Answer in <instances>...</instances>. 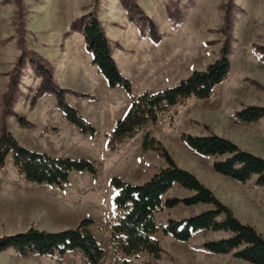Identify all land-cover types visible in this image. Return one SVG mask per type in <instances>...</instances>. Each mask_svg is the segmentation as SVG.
<instances>
[{"label":"trees","instance_id":"1","mask_svg":"<svg viewBox=\"0 0 264 264\" xmlns=\"http://www.w3.org/2000/svg\"><path fill=\"white\" fill-rule=\"evenodd\" d=\"M15 1L18 9L14 24L21 53L9 73L10 80L3 94L0 169L5 166L7 156L13 152L19 173L30 182L63 186L69 182L71 172L74 170L89 171L96 176L98 169L90 159L54 156L31 149L21 144L8 129L5 121L7 115L15 116L24 127L34 125L25 114H20L14 109L21 74L28 62L41 77L30 107H34L46 93H55L57 105L62 109L69 123L79 127L83 133L94 135L96 132L95 126L66 99L67 93L79 96H88V94L60 86L54 77L53 63L28 46L27 5L25 0ZM120 1L127 10L129 20L135 22L141 29L148 26L150 38L155 43H160L162 35L157 24L145 15L137 0ZM233 7L234 1L228 0L225 5L223 27L226 37L217 59L209 63L205 69L193 70L174 85L155 92L145 91L140 95H133L131 79L120 71L96 10L84 13L72 21L70 29L83 33L87 48L93 55V64L99 67L100 72L107 78L109 86L121 85L133 96V103L126 115L117 120L106 133L108 148L115 149L119 142L135 136L148 123H156L161 114L171 106L192 96L198 98L211 96L214 88L226 79L232 66L230 53L233 39L231 35ZM254 46L264 57V45ZM236 114L243 121H257L264 117V106H246L239 109ZM181 137L197 152L217 157L213 163L217 172L242 182L255 177L258 184L264 185L263 156L243 149L230 138L217 133L198 135L183 132ZM142 147L143 150L159 151L166 159L167 165L143 183L134 184L120 176H114L110 180V184L117 190L114 203L118 211L112 225L111 241L115 254L123 256L122 259L116 258L117 264H133L129 259L132 256L148 255L151 258H160L163 252L158 237L160 230L165 235L171 234L177 240L188 241L201 229L226 233L221 238L203 241L204 249L216 254L231 253L235 258L253 264H264V236L253 225L242 222L232 208L219 199L194 172L178 165L169 150L156 137L146 133ZM174 183L191 190L192 193L184 197H164ZM198 203H209L213 207L183 218H169L163 225L158 223L157 214L165 208ZM94 222L93 218L86 217L77 226L61 230L52 231L32 225L24 231L3 234L0 236V252L14 248L20 255L33 253L64 255L74 249H81L90 264H102L106 251L90 228Z\"/></svg>","mask_w":264,"mask_h":264},{"label":"rangeland","instance_id":"2","mask_svg":"<svg viewBox=\"0 0 264 264\" xmlns=\"http://www.w3.org/2000/svg\"><path fill=\"white\" fill-rule=\"evenodd\" d=\"M101 1L94 0V6L90 11L95 9L97 12ZM163 1L169 19L168 26H163L160 4L157 0H137L145 15L157 24L162 39L171 42L170 46L176 47L173 60L180 62V57L183 56L184 61L187 52L190 74L195 69H205L209 63L218 58L225 40L223 27L225 5L228 0ZM233 1L231 22L233 39L230 53L232 66L226 79L214 88L210 97L187 98L164 111L156 123L147 126L150 130L148 133L164 144L180 166L194 171L198 178L226 204L236 195L238 189L249 191L253 188L256 190L250 192L251 196H264V188L255 186V178L249 180L247 184H237L231 177L218 173L213 167L217 157L203 158L191 152L181 134L183 132L217 133L230 138L243 149L264 156V117L257 121H243L236 114L239 109L246 106H264V57L254 46L264 45V0ZM25 3L28 16L31 9L28 0H25ZM17 9L15 0H0V125L3 94L8 87L9 73L21 53L14 24ZM145 28L149 29L148 26ZM28 34L29 31L26 40L31 47ZM29 74L34 77L32 82ZM38 77L35 69L27 62L21 74L15 103L20 91H30ZM157 153L161 155L159 151ZM11 161L10 167H15L14 160ZM157 168L159 170L160 166ZM7 169L9 170V166ZM107 175V172L100 171L96 179L92 175L90 178L83 174H75L71 177V182L69 180V184L67 182L56 190L29 186L12 190L9 194L0 193V207H33L36 209L34 222L51 229L75 227L83 218L91 217L95 222L90 228L106 251L102 264H117L116 258L122 259L123 256L115 254L111 230L118 211L114 203L115 191L110 188L112 186L107 181ZM208 207L212 205L176 206L173 210L165 208L157 214V220L163 225L169 218H183L206 210ZM239 208L242 210L240 214L243 219L251 221V225L258 231L264 232V207ZM32 225L35 226L34 223ZM225 235L223 231L204 229L195 232L190 240L180 241L171 234L165 235L160 230L158 237L163 248L160 258L140 255L129 259L133 264H252L235 258L231 253L216 254L202 247L203 241ZM66 254L6 255L2 264H90L83 252Z\"/></svg>","mask_w":264,"mask_h":264},{"label":"crops","instance_id":"3","mask_svg":"<svg viewBox=\"0 0 264 264\" xmlns=\"http://www.w3.org/2000/svg\"><path fill=\"white\" fill-rule=\"evenodd\" d=\"M33 1L36 2L33 3ZM157 1L160 4L163 26H168L169 19L164 10V1ZM28 2L31 9L27 16L29 45L53 63L54 77L60 86L88 94V96H79L67 93L66 99L95 126L96 132L94 135L83 133L79 127L69 123L64 112L57 105L55 93H46L31 108V99L40 84V76L30 91H20V96L17 97L14 105L15 111L25 114L34 125L24 127L20 125L15 116L9 115L7 116L8 129L14 133L21 144L31 149L47 152L54 156L88 158L96 165L98 172L95 177L89 171L74 170L71 172L70 182L71 177L75 174H83L97 179L100 171L108 173L107 181L109 183L114 176H121L134 184L145 182L157 172V166L161 168L167 165L166 159L158 155V151L149 149L143 152L142 150L143 137L150 131L147 126L151 123L145 125L135 137L125 138L115 150L107 148L106 133L117 120L126 115L133 103V96L121 85L109 86L107 78L100 72L99 67L93 64V55L87 48L83 33L70 29L74 19L93 8L94 0H51V2L50 0H28ZM49 8H51L50 11ZM147 12L151 16L149 10ZM97 13L110 41L112 55L120 71L133 83V95H140L145 91H158L174 85L190 74L188 72V53L186 52L184 61L183 56L180 57V62L174 61L173 55L176 47L170 46L172 43L166 42V39L155 43L150 38L148 28L142 30L135 22L129 20L127 10L120 0H102L98 5ZM29 77L32 82L34 77L31 74ZM55 127L56 129H53ZM188 148L200 157H215L201 154L190 146ZM12 159L14 160L13 152L7 156L5 166L0 169V193L9 194L12 190L29 186H41L44 189L52 190L59 188L58 185L27 181L18 172L16 165L10 167ZM178 165L180 164L178 163ZM183 168L192 171L190 168ZM231 179L237 184L249 182V180L242 182ZM255 186L264 188V185L257 182H255ZM110 188L114 189L116 194L117 190L113 186ZM254 190L256 189L252 188L249 191L238 189L236 195L227 203L244 223L252 224L251 221L243 219L242 210L239 207H264V196L250 195V192ZM191 193V190L174 183L164 197H184ZM198 204L212 205L209 203ZM195 205L179 204L177 207ZM175 208L176 206L168 209ZM35 210L33 207H0V236L5 233L24 231L33 223L41 229L52 231L62 229H51L42 224H36L34 222ZM258 232L264 235V232ZM77 251L83 252L81 249H74L67 254ZM6 255L20 254L14 248L0 252L1 264Z\"/></svg>","mask_w":264,"mask_h":264}]
</instances>
